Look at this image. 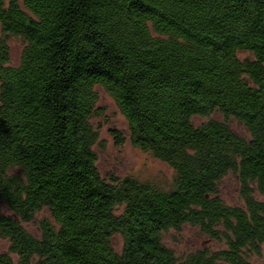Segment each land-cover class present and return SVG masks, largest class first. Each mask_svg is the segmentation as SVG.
<instances>
[{"label":"trees","instance_id":"1","mask_svg":"<svg viewBox=\"0 0 264 264\" xmlns=\"http://www.w3.org/2000/svg\"><path fill=\"white\" fill-rule=\"evenodd\" d=\"M96 87L126 122L115 144L166 164L169 188L101 175ZM229 175L242 205L220 197ZM183 226L218 247L178 258L162 237ZM0 238V264H258L264 0H0Z\"/></svg>","mask_w":264,"mask_h":264},{"label":"rangeland","instance_id":"2","mask_svg":"<svg viewBox=\"0 0 264 264\" xmlns=\"http://www.w3.org/2000/svg\"><path fill=\"white\" fill-rule=\"evenodd\" d=\"M10 49V63L16 65L19 60L22 43L18 38H8ZM98 93L97 106L102 110V115L94 120L98 127L99 139L95 145L97 154V167L102 176L113 173L117 176H132L142 181L155 184L160 188H169L173 181L172 170L164 163L156 160L150 154L134 147L128 139L120 144H115L110 130L116 129L126 134L127 126L124 118L118 111L112 98L102 89L96 87ZM210 118L219 119L218 115H212ZM205 119L195 117L193 121L198 124ZM232 130L237 134H246L244 128L236 123H229ZM220 197L228 205H242L239 196V185L233 176L225 177L220 184ZM45 215L44 212L35 217V222ZM28 230L33 231L34 224H28ZM163 242L169 247L178 258L185 257L198 249L214 250L218 247L214 242H210L206 237L200 234L197 228L183 226L178 231L170 230L163 234ZM112 244L115 251L121 249V238L115 235L112 238ZM8 242L0 238V253H8ZM253 260L258 264H264V256L254 257Z\"/></svg>","mask_w":264,"mask_h":264}]
</instances>
